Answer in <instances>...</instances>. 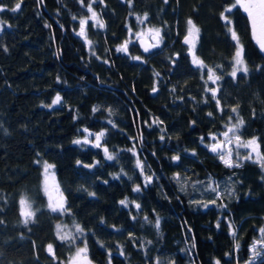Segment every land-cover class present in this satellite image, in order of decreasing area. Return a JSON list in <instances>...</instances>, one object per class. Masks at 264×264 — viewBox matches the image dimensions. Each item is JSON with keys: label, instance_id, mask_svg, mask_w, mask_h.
I'll return each mask as SVG.
<instances>
[{"label": "trees", "instance_id": "16d2710c", "mask_svg": "<svg viewBox=\"0 0 264 264\" xmlns=\"http://www.w3.org/2000/svg\"><path fill=\"white\" fill-rule=\"evenodd\" d=\"M0 6V264H68L79 249L89 264H264V54L236 0ZM189 20L196 58L182 43ZM140 29L160 30L157 57L127 45ZM229 126L257 140L261 162L231 168L210 153Z\"/></svg>", "mask_w": 264, "mask_h": 264}, {"label": "rangeland", "instance_id": "374dc122", "mask_svg": "<svg viewBox=\"0 0 264 264\" xmlns=\"http://www.w3.org/2000/svg\"><path fill=\"white\" fill-rule=\"evenodd\" d=\"M93 12L96 14L95 18H93ZM91 13H92L91 17L93 18V20H95L97 26L101 27L100 22H103V20L101 19L99 13L95 12V11H92ZM195 26L197 27L196 24H195ZM150 30L151 29H149V30H144V29L138 30L137 32H135L133 34V37L131 38V40L128 41L127 45L129 46V45H133L134 43H137L138 38H140V37H147V36H150L151 34H154ZM187 34L189 35V25H188ZM200 35H201V32L199 29V33L197 35L191 36L192 43L190 46H188V50H190L191 54L193 55V58H196L195 53H196V49H197V43L199 42V39H200ZM153 45H155V46H153ZM153 45L151 46V49H150V53H149L150 55L148 56L149 59L154 58L155 56L157 57V54H159V52L155 53V51L158 48H161L163 46V42L158 41V43H153ZM196 64L201 65V62L196 61ZM155 123H156L155 120L152 121V124H155ZM230 128H232L233 131L229 132ZM236 131H237V128L235 126H229V127H227V129L225 131H222V132L216 134L215 137L213 138V140L210 144L211 146H213L214 144H217V143H220L222 145V147L219 151V154H218L219 162H221L225 165V163L221 159V156L223 155L225 157V159H227V158H229V152H230V158L233 162L232 167H235V165L237 164L236 159L240 160L241 162H245L247 160H253L255 162H261L260 147H259L257 140L254 139L255 140L254 145H251L249 147H245L244 145L248 141H251L253 139L243 140L238 135V133ZM225 132H228L227 137L224 136ZM236 137H239V141L236 140ZM87 142H92L93 145H95V146L100 145V139L97 140V136L91 141L88 139ZM253 149H255V151ZM109 156H111L112 159H114V157H115L114 155H112L108 152L107 158ZM112 159H109V160H112ZM202 159L203 160H210L209 156H207V155L204 156ZM45 165H49L51 167H49L46 171ZM43 168H44L43 169V172H44V175H43L44 176V189H45L46 195L48 197L49 203L53 209L61 210L63 208L64 199H63V197L59 191V187H58V184L56 181V173H55L54 166L45 163ZM216 185L219 188L218 192H217V196L219 197L221 195V192H222V185L218 181L216 182ZM61 205H62V207H61ZM262 236H263L262 243L264 244V234ZM255 258H256V255L253 257V259L248 264H252L254 262ZM68 264H89L85 251L83 253H80L79 255L77 252L76 255H74L70 258Z\"/></svg>", "mask_w": 264, "mask_h": 264}, {"label": "snow or ice", "instance_id": "6c2138e0", "mask_svg": "<svg viewBox=\"0 0 264 264\" xmlns=\"http://www.w3.org/2000/svg\"><path fill=\"white\" fill-rule=\"evenodd\" d=\"M236 4L240 5L241 7H243L244 11L248 13V16L251 20V24H252V29H253V35L256 36L257 35V31L259 32V38H258V43L261 46V49L264 50V0H236ZM236 5H233V7H235ZM20 8V4L17 3L15 8L12 9V11H16ZM3 10V7L0 6V11ZM89 10H91L90 6H89ZM231 9H226V11H230ZM96 14L93 12V18H95ZM139 19V18H138ZM225 19H227V17H225ZM81 35H84V30H83V26L86 23L85 20H81ZM189 24V36H194L197 35L199 33V29L195 26V24L189 20L188 21ZM100 26L103 27V23L100 22ZM154 33L153 38H158L159 37V29H155V30H150ZM232 38L234 40L238 41V37L236 35V33L233 31L232 32ZM186 41L189 39V37L185 38ZM155 46V45H153ZM126 50V48H125ZM145 51H147V48L145 49ZM136 59H139V57H137ZM235 63L237 65H240L242 67V70L247 72V68L243 67L244 65V61H243V48L242 46L238 47V50L236 52L235 55ZM210 75H209V79L210 80H214L217 79V77L214 76V74L211 73V70H209ZM232 76L235 77L236 76V70H234L232 72ZM153 91H155V89H153ZM213 96H215V92L213 91ZM60 101V97L57 96L56 99L53 100V104H56ZM233 111H236V109L234 108ZM239 124H243V120L239 121ZM233 131L232 128L229 129V132ZM103 133H101L100 135L97 136V140H99L100 136H102ZM224 136L227 137L228 136V132L224 133ZM236 140L239 141V137H236ZM75 143H80V141H74ZM255 144V140H251L248 141L244 146L245 147H249L251 145ZM222 147L221 144H214L211 148V150L213 152H217L218 149H220ZM255 151V149H253ZM109 159H112L111 156L108 157ZM250 158V157H249ZM174 159H178V157H174ZM221 159L223 160V162L225 163L226 166L228 167H232L233 166V162L230 158V152H229V158L225 159V157L222 155ZM138 166H139V161L137 162ZM236 167H239L240 165L237 163L235 165ZM264 166V165H262ZM51 167L49 165H45V170L47 171V169ZM150 179V178H149ZM138 190V189H136ZM213 191H215V189H213ZM21 206H22V214L26 217V218H31L34 213L32 211H30V205H28L27 201L25 199H21L20 201ZM121 204H126V201H121ZM62 207V205H61ZM137 207H139V205H137ZM55 210V209H53ZM25 222L27 223V219L25 220ZM159 224V221H157V225ZM59 227V226H58ZM78 231L79 226H77ZM261 232L264 233V229H261ZM61 239H66L65 236H61ZM50 252L52 251L51 245H49V249ZM85 251V249H79L78 250V255L80 253H83ZM256 253H254L255 255Z\"/></svg>", "mask_w": 264, "mask_h": 264}, {"label": "water", "instance_id": "95a60500", "mask_svg": "<svg viewBox=\"0 0 264 264\" xmlns=\"http://www.w3.org/2000/svg\"><path fill=\"white\" fill-rule=\"evenodd\" d=\"M242 9H243V7H242ZM243 12L245 13V15H246V16L248 17V19H249L250 26H251V31H252V35H253L252 24H251V20H250V18H249V16H248V13L245 12L244 9H243ZM186 37H189V39H188L187 41H186V39H185ZM258 38H259V32L257 31V35H256V36L253 35V40L257 43V45H258V47H259L261 53L264 54V50L261 49V46H260V44L258 43ZM157 42H158V40H157L156 38H153V35H152L150 41L147 40V39H145V38H140V39L138 40V45H139L141 51H142L144 54H147V53H149L152 44H153V43H157ZM182 43H183L185 46H190L191 43H192V38H191V36L186 35V36L182 39ZM146 48H147V51H145ZM211 148H212V147H211ZM211 148H210V153H211L212 155H218V154H219V151H220V149H221V148L218 149L217 152H213V151L211 150Z\"/></svg>", "mask_w": 264, "mask_h": 264}, {"label": "flooded vegetation", "instance_id": "af4514ba", "mask_svg": "<svg viewBox=\"0 0 264 264\" xmlns=\"http://www.w3.org/2000/svg\"><path fill=\"white\" fill-rule=\"evenodd\" d=\"M153 45V44H152Z\"/></svg>", "mask_w": 264, "mask_h": 264}]
</instances>
